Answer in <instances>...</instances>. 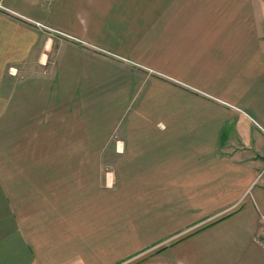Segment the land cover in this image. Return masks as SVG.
I'll return each instance as SVG.
<instances>
[{
  "label": "crops",
  "instance_id": "crops-1",
  "mask_svg": "<svg viewBox=\"0 0 264 264\" xmlns=\"http://www.w3.org/2000/svg\"><path fill=\"white\" fill-rule=\"evenodd\" d=\"M263 231L264 0H0V264H264Z\"/></svg>",
  "mask_w": 264,
  "mask_h": 264
},
{
  "label": "rangeland",
  "instance_id": "rangeland-1",
  "mask_svg": "<svg viewBox=\"0 0 264 264\" xmlns=\"http://www.w3.org/2000/svg\"><path fill=\"white\" fill-rule=\"evenodd\" d=\"M80 145V144H79ZM74 148L77 146V144L76 145H72ZM76 150H80V151H83V150H86V147H85V145H80ZM157 248H159V247H157ZM146 255L145 254H143V255H138V256H135V257H133L132 258V261H134V260H136V261H140V260H142V258L143 257H145ZM131 260V259H130ZM131 261V262H132ZM130 261H128V263H131ZM127 263V264H128Z\"/></svg>",
  "mask_w": 264,
  "mask_h": 264
},
{
  "label": "built area",
  "instance_id": "built-area-1",
  "mask_svg": "<svg viewBox=\"0 0 264 264\" xmlns=\"http://www.w3.org/2000/svg\"><path fill=\"white\" fill-rule=\"evenodd\" d=\"M258 244L264 248V231L260 235V237L257 239Z\"/></svg>",
  "mask_w": 264,
  "mask_h": 264
}]
</instances>
